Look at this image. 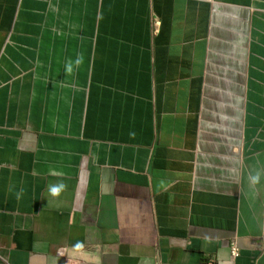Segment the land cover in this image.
<instances>
[{"label":"crops","instance_id":"obj_1","mask_svg":"<svg viewBox=\"0 0 264 264\" xmlns=\"http://www.w3.org/2000/svg\"><path fill=\"white\" fill-rule=\"evenodd\" d=\"M0 264H264V0H0Z\"/></svg>","mask_w":264,"mask_h":264},{"label":"clouds","instance_id":"obj_2","mask_svg":"<svg viewBox=\"0 0 264 264\" xmlns=\"http://www.w3.org/2000/svg\"><path fill=\"white\" fill-rule=\"evenodd\" d=\"M82 57H78L76 60V64L79 65L80 63H82ZM67 71L71 72L72 71V67L71 64L67 65ZM261 172L257 171L255 174L250 176V181L253 185L258 184L260 181V177H261ZM65 188V185L63 183H58L56 185H51L49 187V191L52 195L54 196H58Z\"/></svg>","mask_w":264,"mask_h":264},{"label":"built area","instance_id":"obj_3","mask_svg":"<svg viewBox=\"0 0 264 264\" xmlns=\"http://www.w3.org/2000/svg\"><path fill=\"white\" fill-rule=\"evenodd\" d=\"M58 252H61V249H58ZM230 254L232 257H235L238 255V247H237V244L235 243V241L231 242Z\"/></svg>","mask_w":264,"mask_h":264}]
</instances>
